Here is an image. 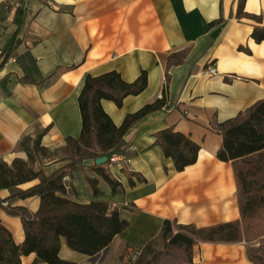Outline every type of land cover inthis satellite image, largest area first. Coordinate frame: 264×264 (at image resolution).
Returning a JSON list of instances; mask_svg holds the SVG:
<instances>
[{"label": "crops", "instance_id": "obj_1", "mask_svg": "<svg viewBox=\"0 0 264 264\" xmlns=\"http://www.w3.org/2000/svg\"><path fill=\"white\" fill-rule=\"evenodd\" d=\"M238 4L239 0H0V49L14 57L0 58V160L27 159L20 140L46 127L42 143L51 150H60L68 135L78 136V97L87 73L116 69L132 81L147 70V87L127 95L122 106L102 98L100 103L117 124L155 100L166 81L168 105L140 118L121 147L134 146L124 165L145 180L133 175L136 182L130 185L126 172L111 166L123 185L113 191L89 165L72 172L83 200L128 204L121 210L128 227L92 256L72 249L61 237L59 256L75 264H130L129 252L140 251L159 235L165 218L204 227L241 217L235 167L233 161L217 156L222 135L215 126L264 98V40L256 42L251 35L256 23L264 24V0H245V10L260 15L261 22L237 16ZM214 19L221 22L210 24ZM180 50H186L184 60L167 72L168 56ZM210 64L218 72L203 74ZM168 126L200 144L197 160L182 170L155 142V133ZM65 161L54 157L44 167L52 170ZM78 172L85 182H77ZM87 175L98 177V195L91 191ZM12 192L0 188V201H7L3 205L37 211L39 196L11 197ZM0 218L15 242L22 243L21 216L1 206ZM247 246L245 240L200 242L194 246L193 260L254 264ZM35 256L23 255L22 264H48L36 263Z\"/></svg>", "mask_w": 264, "mask_h": 264}, {"label": "trees", "instance_id": "obj_2", "mask_svg": "<svg viewBox=\"0 0 264 264\" xmlns=\"http://www.w3.org/2000/svg\"><path fill=\"white\" fill-rule=\"evenodd\" d=\"M237 16L262 21L258 14L245 10V0H239ZM214 19L210 24H217ZM252 37L264 40V24L256 23ZM241 48H244L242 45ZM246 50H249L245 48ZM186 50L171 53L167 58V72L171 65L181 63ZM166 79H169V73ZM148 84V72L142 69L132 81L123 78L118 70L112 69L94 75L87 73L79 94L82 126L78 136L68 135L60 148L65 153V163L48 170L34 168V161L44 157L51 149L42 143L48 128L35 136L27 135L19 142V148L27 152L28 158L14 157L11 163L0 160V188L13 190L11 197L21 198L39 196L37 211L31 212L24 206L3 205L11 214L20 215L25 230L22 243L15 242L11 230L0 218V264H22V256L36 253V263L75 264L74 261L59 256L61 237L74 250L87 255L99 254L107 248L118 234L129 225L121 210L128 204L119 206L103 198L83 200L79 197L72 179L74 170L84 166L85 158L94 159L100 155L109 157L113 152L122 151L124 136L136 122L149 113L167 106V96L147 102L136 111L129 112L122 123L117 124L102 106V98L113 100L122 106L129 94H138ZM168 126L158 130L155 142L160 144L167 157H171L177 170L197 160L200 144L189 135ZM216 130L222 135L217 156L222 160L233 161L237 177V195L240 201L241 217L210 226L198 227L195 223H181L176 219H163L159 235L148 241L130 264H160L165 248H181L188 261L193 260L194 246L200 242H237L251 241L264 235V226L251 235L258 221L264 223V98L257 100L236 116L218 122ZM57 151V149H54ZM100 175L113 191L123 189L122 181L109 169V159L103 163L89 165ZM129 178V184L145 180L138 173L122 168ZM69 174V181L65 176ZM93 194L101 192L99 179L87 175ZM30 183L23 187L21 184ZM249 256L254 264L252 253Z\"/></svg>", "mask_w": 264, "mask_h": 264}, {"label": "rangeland", "instance_id": "obj_3", "mask_svg": "<svg viewBox=\"0 0 264 264\" xmlns=\"http://www.w3.org/2000/svg\"><path fill=\"white\" fill-rule=\"evenodd\" d=\"M64 156H65V153L63 150H58V151L51 150V152H49L48 155H45L44 157L39 155V157L34 161L33 166L34 168H38L40 167V165L44 167L45 162L47 160L54 158V157H64ZM81 173L82 172H78L76 174V180L78 183L85 182L84 174L83 173L81 174ZM82 178L84 180H82ZM263 226H264V223H262V221H258V223L254 225V230H252L251 235L253 236V234L259 231ZM247 245H248L247 246L248 250H250V252L253 255L255 263L264 264V235L259 236L251 241H248ZM113 250H114V247L111 250L112 253H113ZM133 253L129 252V255H128L129 256L128 260L130 261V263L134 261V259L131 258V255ZM159 262L160 264H191L188 261L187 254L185 253V251L182 250L181 248H176V247H172L168 249L165 248L163 250V253H162V256L160 257Z\"/></svg>", "mask_w": 264, "mask_h": 264}, {"label": "built area", "instance_id": "obj_4", "mask_svg": "<svg viewBox=\"0 0 264 264\" xmlns=\"http://www.w3.org/2000/svg\"><path fill=\"white\" fill-rule=\"evenodd\" d=\"M6 56H5V53L2 49H0V58L4 59ZM8 59H14V57L12 56H8L6 57ZM202 73L203 74H206V75H212V74H215L217 71V68L210 64L209 66L205 67L202 69ZM166 81L165 83L163 84V87L158 91L157 93V98H164L165 96H167L166 94ZM169 103V100H167V105ZM134 146L133 145H128V146H125V148L118 152V153H114V154H111L107 159H109V169L111 166H116L117 169H122L125 165H124V161L125 159L127 158V152L131 149H133ZM113 173V172H112ZM116 177L117 175L115 173H113ZM65 178H69V174L65 176ZM7 201H4L2 202L3 204H7L6 203ZM134 252V253H133ZM132 255H131V258L132 259H135L138 255V253L140 252L139 250H136V251H133Z\"/></svg>", "mask_w": 264, "mask_h": 264}, {"label": "water", "instance_id": "obj_5", "mask_svg": "<svg viewBox=\"0 0 264 264\" xmlns=\"http://www.w3.org/2000/svg\"><path fill=\"white\" fill-rule=\"evenodd\" d=\"M107 158H108L107 155H100V156L95 157L94 159L85 158L83 160V164H85V165H90L92 163L100 164V163H103L104 161H106Z\"/></svg>", "mask_w": 264, "mask_h": 264}]
</instances>
